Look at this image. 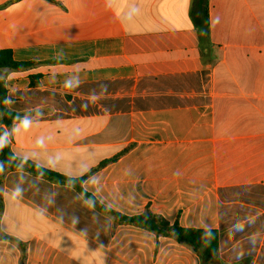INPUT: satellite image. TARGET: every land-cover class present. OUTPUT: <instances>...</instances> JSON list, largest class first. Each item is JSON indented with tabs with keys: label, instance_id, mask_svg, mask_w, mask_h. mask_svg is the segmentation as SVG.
Segmentation results:
<instances>
[{
	"label": "crops",
	"instance_id": "crops-1",
	"mask_svg": "<svg viewBox=\"0 0 264 264\" xmlns=\"http://www.w3.org/2000/svg\"><path fill=\"white\" fill-rule=\"evenodd\" d=\"M0 49L36 63L0 70L14 156L264 264V0H0ZM0 236V264L19 245L25 264H200L23 169L0 177Z\"/></svg>",
	"mask_w": 264,
	"mask_h": 264
},
{
	"label": "trees",
	"instance_id": "trees-1",
	"mask_svg": "<svg viewBox=\"0 0 264 264\" xmlns=\"http://www.w3.org/2000/svg\"><path fill=\"white\" fill-rule=\"evenodd\" d=\"M36 64L32 61H16L12 57L11 50L0 49V70H15L29 67ZM40 74L30 76V85L34 86ZM6 89L3 79H0V124L9 127L14 119L20 114L9 111L5 108ZM108 161L100 163L99 166ZM23 169L34 177H40L50 182L60 185H67L76 190L84 197L100 214L108 216L113 225H128L141 228L153 233L156 237H168L177 243L190 248L199 258L200 264H223L219 256V232L215 229H202L192 227H182L177 221L170 223L158 214H154L147 208L134 215H125L109 207L102 205L91 194L84 191L82 182L86 175L81 177H68L47 168L40 167L28 160L14 156L8 146L5 137L0 140V177L6 171ZM1 237V236H0ZM21 249L20 264H25V245H19ZM244 261L239 264H243Z\"/></svg>",
	"mask_w": 264,
	"mask_h": 264
}]
</instances>
